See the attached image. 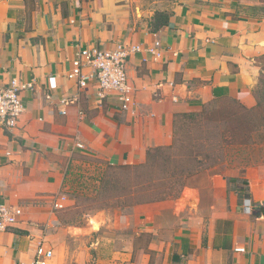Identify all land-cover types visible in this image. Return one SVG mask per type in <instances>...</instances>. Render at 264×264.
<instances>
[{"label":"crops","instance_id":"1","mask_svg":"<svg viewBox=\"0 0 264 264\" xmlns=\"http://www.w3.org/2000/svg\"><path fill=\"white\" fill-rule=\"evenodd\" d=\"M236 5L237 0H0V86L15 77L34 83L22 93L25 111L18 125L0 127V201L11 203L4 196L5 168L32 162L38 151L65 155L80 149L110 164H139L151 147L172 142L175 114L192 111V100L224 95L252 104L244 95L249 71L241 32L257 18L239 16ZM156 40L164 48L159 58L147 50ZM116 42L143 47L128 64L133 113L113 97L100 98L92 83L81 88L71 75L85 47ZM216 192L227 193L228 184ZM205 210L181 212L168 240L151 243L167 250L163 264H264L263 214L233 209L205 217ZM19 224L0 233V264L34 257L35 245L15 231ZM149 262L144 255L132 264Z\"/></svg>","mask_w":264,"mask_h":264},{"label":"rangeland","instance_id":"2","mask_svg":"<svg viewBox=\"0 0 264 264\" xmlns=\"http://www.w3.org/2000/svg\"><path fill=\"white\" fill-rule=\"evenodd\" d=\"M236 6L239 16L257 18L255 26L247 25L241 32L243 62L249 71L244 95L252 104L224 95L192 100V111L185 112L197 114L196 120L188 122L175 114L173 134L175 130L179 137L211 131L207 123L211 117L229 118L242 106H255L260 95L264 98V0H237ZM256 131L251 132V142L259 162L237 161L218 172L200 171L179 197L144 204L131 202L134 194L127 188L124 166L80 149L65 155L38 151L32 162H14L3 171L4 196L23 210L15 231L35 246L48 243L55 251L52 264H132L144 255L150 258L149 264H163L167 250L151 248V243L168 240L170 229L180 224L179 215L186 209H208L202 213L205 217L209 211L233 209L253 215L251 205L247 211L246 199L234 191L222 196L216 192V186L228 184V178L247 179L252 200L264 208V144Z\"/></svg>","mask_w":264,"mask_h":264},{"label":"trees","instance_id":"3","mask_svg":"<svg viewBox=\"0 0 264 264\" xmlns=\"http://www.w3.org/2000/svg\"><path fill=\"white\" fill-rule=\"evenodd\" d=\"M176 116L191 122L196 120L197 114L184 112L176 113ZM207 123L212 126L211 131L193 137L190 133H183L179 137L174 130L172 142L165 146L151 147L144 162L121 165L128 175L130 187L127 188L134 194L132 203L175 199L185 186L192 185V178L203 170L218 172L221 166H230L237 161L244 164L259 162L260 159L252 151L251 132L257 130L264 144V98L261 95L255 106H242L232 112L229 118L222 115L211 117ZM173 126L175 128V124ZM248 184L245 178L230 177L228 191L237 193L241 200L250 199L252 211L261 215L264 208L252 200ZM225 223L229 225L231 221L226 220ZM229 238L226 235L224 245Z\"/></svg>","mask_w":264,"mask_h":264},{"label":"built area","instance_id":"4","mask_svg":"<svg viewBox=\"0 0 264 264\" xmlns=\"http://www.w3.org/2000/svg\"><path fill=\"white\" fill-rule=\"evenodd\" d=\"M142 50L141 44L125 42H116L109 47H85L73 61L71 75L78 79L81 88L92 83L100 98L113 97L120 103L122 110L134 112V87L130 82L128 64L130 58ZM147 50L159 58L163 55L164 48L162 42L156 40ZM85 69L89 71L86 72ZM33 87V82L17 77L0 86V127L9 130L18 125L25 111L22 93ZM78 146L83 147V144L78 143ZM57 205L62 204L58 202ZM22 213L19 205L0 201V233L16 227L21 221ZM54 257L55 251L48 243H38L31 260L14 264H52Z\"/></svg>","mask_w":264,"mask_h":264},{"label":"water","instance_id":"5","mask_svg":"<svg viewBox=\"0 0 264 264\" xmlns=\"http://www.w3.org/2000/svg\"><path fill=\"white\" fill-rule=\"evenodd\" d=\"M246 204H247V207H246L247 211H250L251 210V208H250L251 200L250 199H247L246 200Z\"/></svg>","mask_w":264,"mask_h":264}]
</instances>
